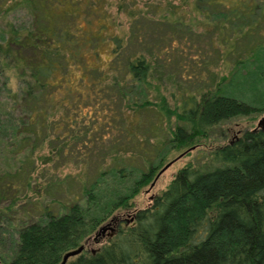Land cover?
<instances>
[{"label": "trees", "instance_id": "obj_1", "mask_svg": "<svg viewBox=\"0 0 264 264\" xmlns=\"http://www.w3.org/2000/svg\"><path fill=\"white\" fill-rule=\"evenodd\" d=\"M204 2L211 9L225 3L231 15L248 18L261 15L264 8L257 0ZM104 3L0 0V15L18 5L31 14L28 24L10 23V31L0 35V72L9 67L16 73L19 90L9 98L23 113L5 126L19 134V149L28 147L15 168L0 172V263L57 264L66 250L82 244L81 251L64 264H264V127L244 128L233 139L216 144L202 165L181 166L150 205L133 211L128 224H119L118 216L111 220L116 216L113 211L129 207V199L152 181L165 155L163 151L151 156L148 138L137 133L140 119L133 114L138 113L137 106L150 102L147 97L139 101L134 97L135 106L119 112L127 140L119 154L109 147L106 166L100 165L87 178L89 164L82 158L75 175L31 185L34 149L51 140L75 139L81 124L95 122L89 106L107 98L127 100L135 93L132 85L149 81L150 57L142 51L121 57L120 47L127 38L106 31L114 18ZM194 5L204 8L199 0ZM260 49L254 52L260 60L257 74L264 76V45ZM156 104L167 119L175 118L159 146L170 144L174 149L207 135L211 126L227 118L262 106L218 83L198 97L189 93L177 108L168 106L163 94ZM36 156L44 163L52 159L45 152L37 151ZM107 175L118 185L129 177L131 183L120 190ZM69 177L78 183L79 192L68 190ZM29 191L37 195L35 208L19 210L23 199L32 197ZM42 195L50 198L46 201ZM110 220L93 239L98 227ZM106 234V241L86 250Z\"/></svg>", "mask_w": 264, "mask_h": 264}, {"label": "rangeland", "instance_id": "obj_2", "mask_svg": "<svg viewBox=\"0 0 264 264\" xmlns=\"http://www.w3.org/2000/svg\"><path fill=\"white\" fill-rule=\"evenodd\" d=\"M257 1L264 7V0ZM199 3H202L203 10L195 7V0H105L104 7L114 18V24H109L106 31H116L127 38L120 47L121 57L139 51L150 57L149 81L132 85L131 91L135 93L131 92L133 97L127 100L107 98L89 106L95 122L81 124L75 139L68 140L67 137V143L51 140L42 148L34 149L32 158L36 167L30 173L31 185L34 182L43 185L51 183L64 174L75 175L79 169L78 160L82 158H86L89 164L87 178L99 170L100 165L106 166L111 158L109 147L114 148V154H119L127 140L121 128L122 122L118 119L119 112L125 107L135 106L131 101L134 97L137 101L147 97L150 102L137 106L138 113L133 114L140 119L137 133L148 138L145 143L151 156L165 151L162 165L175 159L151 186L150 183L142 186L129 199V207L113 211L112 215L120 218L119 224H128L133 211L150 205L153 196L166 187L181 166L188 162L194 166L202 165L209 159L207 152L216 144L231 140L244 128L256 124L258 117L264 113V76L257 74L260 60L255 56V51L260 52L264 45V8L261 15L253 13L248 18L231 15L225 3L217 4L213 9L206 7L204 0H199ZM219 9L223 12H218ZM30 19L29 8L11 6L0 15V35L10 31V23L22 27ZM4 71V74L0 72V172L15 168L28 151V147L19 149V134L5 126L23 113L19 111L20 106L16 108L15 101L9 98L11 92L18 93L19 79L13 69L7 67ZM3 78L6 79L5 84ZM217 83L253 104L262 105L261 108L248 114H237L211 126L207 135L196 136L191 144L181 149L171 148L170 144L160 147V138L169 133V127L175 122L174 115L167 119L157 106L160 95L165 96L168 106L177 108L189 93L198 97L200 92L214 88ZM125 88L128 89L127 84ZM128 92L129 89L126 90ZM87 126L89 128H85ZM128 147L133 149L130 143ZM37 151L51 154L52 159L41 162V158L36 156ZM105 178L110 184L119 186L120 190H126L131 183L130 177L120 185L108 175ZM66 182L70 192H79L78 183L73 178L69 177ZM30 191L28 193L32 197L23 199L19 210L35 208L37 195ZM39 197L46 198V201L50 198L49 195ZM107 238L106 234L99 242L90 243L86 250L97 247Z\"/></svg>", "mask_w": 264, "mask_h": 264}, {"label": "water", "instance_id": "obj_3", "mask_svg": "<svg viewBox=\"0 0 264 264\" xmlns=\"http://www.w3.org/2000/svg\"><path fill=\"white\" fill-rule=\"evenodd\" d=\"M256 127H261V128L264 127V113L261 114V115L258 117V119H257V121H256V124L254 125L253 128H256ZM182 153H183V152H182ZM180 155H181V154H179L177 157H179ZM177 157H176V158H177ZM174 159H175V158H174ZM174 159H171V160L165 162V163H164V164L158 169V171H157L156 174L154 175L152 181L150 182L149 186H151V185L154 183V181H155V179L158 177V175H159V174H160V173H161V172H162V171H163V170H164V169H165V168H166V167H167V166H168V165L174 160ZM116 217H117V216H112L110 219H111V220H116ZM111 220L108 221V222H106V224H102V225H100V226L98 227V229H97L96 232H95V235L93 236V239L96 240L98 234L104 230L105 225H108V224L111 222ZM82 248H83V245L80 244L79 246H77V247H75V248H72V249L66 250V251L62 254L61 260H60L57 264H64L68 257H70V256H72V255H75V254L79 253V252L81 251Z\"/></svg>", "mask_w": 264, "mask_h": 264}]
</instances>
